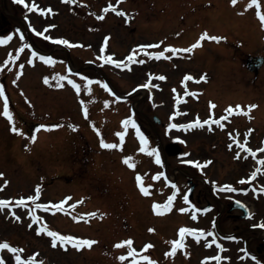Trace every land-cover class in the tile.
<instances>
[{"label":"rangeland","instance_id":"1","mask_svg":"<svg viewBox=\"0 0 264 264\" xmlns=\"http://www.w3.org/2000/svg\"><path fill=\"white\" fill-rule=\"evenodd\" d=\"M100 1L102 9H105L109 3H111L113 7L117 9V11H112L110 14H108V11H104L108 16L107 20H105L104 22V25L105 32H111L113 34L112 42L110 44L111 47L114 48L113 52L115 54L112 55L118 57V59L122 60V62L128 63L127 57L132 53L133 46L138 47L139 44H143L149 41L148 39L150 34H148V32L150 31V29L148 27L149 24L145 23V21L148 20L150 15L152 16V13H156L153 11L158 12L160 8L163 11L167 10L166 6L170 10V12H173L174 8L177 7H181V10H183V12L179 11V9H176L173 13H168L167 15L163 13L160 16L162 18V28H164V30L160 32L159 35L155 38H150V40H154L156 44L171 43L175 45L180 44L181 46H186L189 45V43H191L192 41H195V38L199 35L200 32L203 31H207L209 34H213L214 36L225 37L226 39H222L220 41L204 39L205 41L202 45L203 48L200 49L201 52L199 53V57L197 58L198 61H196L195 59L186 60L185 55V57L182 55V57L179 58L178 54H175L178 58L174 56L171 57V60L169 62H173V65H170V67L165 62H161L155 59H152L153 61H151V58L148 56L134 57L133 63L135 65L128 63L129 66L127 67V69L129 68V74L131 75L128 74L127 69H115L111 66L109 67L107 65H104V63L100 59V56H102V54L92 55L88 60L91 62L90 65H88V67H84L86 77H88L92 81L90 85L87 83V81L84 80L82 76H78L75 72L69 71V68L67 66V68L63 72H61V74L57 73L61 77L59 86H56L55 77L49 75L46 72H42V70L44 69L43 67L45 66L44 63H40L34 69H30V71L28 72L22 71L21 79H23L24 82L29 81L31 80V78H33L45 83V77H48L49 82L45 84L47 85L49 90L45 89L44 91L43 88H41V86L36 83L33 87H31V94H28L30 99L33 100V102H31L32 104H25V102L22 101V104H24L25 106L29 105L27 106V109L23 106L20 108H17L13 105L9 106V110L13 114L15 120V126L20 129V131L18 132L12 131V121H10L3 115L4 100L0 96V143L2 144V148L8 151V153L6 151H2V154L4 156L0 155V171L6 173L4 178L2 179L3 185L0 184V194L6 200L13 199L14 202H17L18 199L20 197H23L24 195L35 194L34 190L30 188L34 182V179L28 175L29 171H26L25 169V173H23L22 169H20V167L23 166L19 163L17 155H19L20 157H25L26 155H28L30 159H35V157H38L35 154L36 149H34V144L37 140L40 141L38 142V146L44 145V143L53 144V146L57 145V143H62L63 145L67 144V147L69 148H74V146H76V143L71 139V137L68 138L69 140H63L58 137H61V135L64 136V134L68 135L69 133H74L80 128V123L83 119L82 115L84 114V108L87 107V104L97 105V107H95V115L100 119L103 118L99 112V105L104 104L106 106L104 114L107 116L109 126H113V124L116 122L115 120H113V118H126L127 115H129L128 106L125 105L123 106V109L120 110L123 105L122 102L126 100L121 96L122 94H128L130 92L129 90L134 87L136 83L141 84L146 79L147 72H154L165 78L162 79V81L164 82H161V90L154 91L155 93L152 97L145 96L141 98L137 97L139 94L136 93L132 95V103L133 105H135L136 109L138 108L143 113L141 117H144L143 121L146 124L148 123V118L151 119L153 113H156V115H158L160 118L162 117V122L164 121L166 124L169 121L175 122L173 121V118H170V102L168 101L170 100L171 92L169 88L171 87V84L174 85L177 82V78H181L185 73L188 72L190 73H188L187 76L193 77V79L188 80L190 81L189 90L192 89V87H199L201 85H204L203 83H206V80L210 81L209 76L210 79H212L213 77H219L222 75L227 80V83L231 82L232 80H235L237 82L242 81V83L248 85V87H245L246 89L243 90H246L248 92L258 91L260 96L264 97V68L263 70H261V72L258 74L259 76L257 77L253 76L252 73H248L247 68H245L244 66V61L248 56H255L260 53L264 55V27H262L264 26V23H262L257 16V11L264 12V0H258L259 8H257L256 5H253L250 8L247 7L251 0H237V3L235 5H233L231 0H168L167 5L163 0ZM100 1L92 0L95 5L100 4ZM99 8L100 6L96 10H99ZM121 10L124 13H127V15L119 14V11ZM124 20L129 22L127 27L120 24ZM218 21H220L223 26ZM238 21L242 22L241 26L243 24L245 27H248V24H251V21H253L252 24L254 27L251 29V32L256 38V41H253L252 43L246 42L242 38L238 37V35L234 33V31H232L230 27L228 28L229 30L225 29V26H227L228 24H232ZM254 21L262 26H257ZM134 26L137 27V32L131 31L132 27ZM118 28H121L120 32L118 33L119 37L115 33ZM241 29L242 27H240L239 30ZM138 33H141V35ZM241 41L242 44H239ZM225 43H228L229 45L225 46ZM218 46L219 48L222 47L220 48L221 53H225V56H223L225 57L224 59H219L217 56H213L215 59V65L217 66V64H219V69L217 67L212 68L211 66L209 68L206 67L203 75H201V69L204 66V60L206 63L208 61L204 57V52H208L207 50L217 51ZM141 48L143 50L145 49L144 46ZM41 49L45 50L44 48ZM140 58H144L145 62L138 63V61H140ZM70 61L72 63L73 59L71 58L69 62ZM262 67H264V65ZM133 68L135 69V71L132 70ZM57 74L56 76H58ZM194 74L198 75L195 76ZM132 75L133 77H131ZM65 76L69 77L70 79L73 78L74 80H77L78 84H83L80 92H77L76 89H73L74 87L70 88L65 85L68 83L67 79L62 78ZM200 76H206L207 78L206 80H202L198 78ZM132 78L134 80H132ZM223 80L224 79L222 78V81ZM104 84H107L108 88H105ZM207 85L209 86V83ZM235 85L240 89L239 94H236L234 92H232V94L227 93L223 94L221 98L218 97L216 98L217 100H214L215 98L212 94L213 89L208 88V92L203 97H199V106L195 105L190 108L192 110L201 109L205 111L204 103L205 101H208L207 103L210 104L215 102L212 107H210L211 110L217 111L223 110L224 108L227 110L229 106L242 104L254 97V95H252V97L248 96L247 94L249 93H241L243 84H241V86H239V84ZM89 87L91 88V92L87 90ZM109 89H111V91H109ZM179 91L178 93H180L179 95H181L182 97L185 91ZM11 100L13 102V99ZM183 103L184 102H182L181 105H183ZM186 107L188 110L190 109L189 106ZM191 109L190 111H192ZM130 110L131 107L129 108V111ZM190 115H192V113L188 115L184 114L183 117L179 119V121L188 122L190 120ZM256 117L257 119L254 121V124L253 126H251V128L255 129V132L260 135L264 133V120L257 115ZM184 118L186 120H183ZM148 124L150 125V123ZM40 125H59V127L41 128ZM245 125L246 124H243L242 127L241 124L235 121L233 126H229V130L231 131L232 129L236 128L240 133L244 134V131L247 129ZM22 129H24V132ZM145 132H147L149 135H152L154 132H156V128H151L148 126V130ZM167 132V135H163L164 138H161L160 140L162 144L165 140H173L175 138V133L172 132L171 129L167 130ZM55 135H57L58 137L55 138ZM33 136L36 137L34 141L32 140ZM45 136L47 137L46 139H44ZM108 136V132L106 131L101 132V134L95 133L93 144L99 145L101 137L107 138ZM50 137L54 139L52 143ZM43 139L44 141H42ZM125 139L126 140L124 141V143H120V139L117 138V135H114L112 143L117 144L118 147L112 149L100 148V152L98 154L100 155L99 160L101 159V161L98 162V165H100V167L103 169L105 161H103V159H109L111 157L116 158L122 151L132 154L131 157L134 158L132 162L135 163V168L125 164L123 162V159L117 161L113 165L114 167H122L125 170V173H129L131 175H136L137 173L142 174L145 178V183H147L146 187L150 192V195H147L148 200L155 202V197L157 198L159 193H161L158 191L161 190L162 187L158 184L157 181L152 182L153 184H149L148 176L156 170L160 172L163 171L164 165L162 162L156 163V157L154 155H150L149 152H144L147 153L145 157L136 154L138 151L135 150V148L138 147L139 143L138 141L133 139L131 130L129 128H126ZM188 141H190V143L192 144H194V142H197L198 145H196L195 148H193V146L190 147V153L185 155L184 158H182V161L185 162V160L187 159L188 161L196 160V162L200 163L201 161H204L205 158L210 157L215 162L214 165L212 164L213 167L212 165L210 166V168L201 167L199 171L194 172L195 174L200 171L206 172L207 170H209L216 178L221 176L224 177V179L230 180L231 182H233L234 178H236L237 176H239V179L243 178L240 176L241 174L245 173H241L244 170V168L242 167L243 163L232 158V154L225 148V145H223L225 140L222 138V136L208 135L207 132L194 131V133L188 136ZM150 145L151 144L148 142L146 146ZM91 148H95V150L98 149L96 146H91ZM93 152L91 151V153ZM8 155L11 156L8 157ZM55 157L59 158L58 154H55ZM67 164L70 167L71 163ZM55 166L56 163L47 164V162L44 163L41 160L38 166L35 165L31 168L38 174V176L44 175V178H46L47 175H49L50 179H58L62 175H64V173L58 174ZM195 166L196 165L194 164V167ZM248 168L249 169L246 175L251 174L255 170L254 166H248ZM102 169L100 170L102 171ZM45 171L49 173L53 172V175H50L49 173L45 175ZM184 171L190 173L188 168L184 169ZM99 175V190L100 195H102V197L105 199L106 212H108L109 204H113L116 200V204H118V211H120L121 214H125L126 209L122 204V202H124L125 200L123 199V194H120V188L123 185L122 183L127 184L129 190L128 193L136 196L138 188L137 182H128L129 176L127 175L123 180L121 179V175L119 177H116L118 176L117 174L115 175L116 178H113L112 175L105 172ZM213 175L211 177H214ZM180 177H182L181 173ZM59 180L64 181V178H61ZM207 180L209 184L213 183L209 178ZM70 184L72 186L74 185L72 182ZM251 185L254 189L248 192L247 195H237V197L248 201L249 207L252 208L253 214L250 216V219L248 218L247 220H236L227 218V216H224L223 218L220 217L219 219H221L222 226H224L228 232H236L237 230H239L237 235H239L238 238L240 244L244 241H247L249 242L251 247L257 248L259 246V241L261 240L259 236H261L262 231H258L257 229L250 230L246 227L248 226V224H255L258 219L264 221V190L263 192H261L260 189L262 187L264 189V179L260 177L258 180L251 182ZM90 186L96 189L98 185L91 184ZM1 190H3L4 192ZM201 190L202 191H199L201 198H205V195L207 193L212 192L211 189H209L210 191L206 190L205 192L204 188L202 187ZM67 191V187L63 189L58 187V184L51 188L46 187V190L45 187H43L42 191L39 192L38 200L43 198L50 199L52 198V196L57 198ZM138 192L141 191L138 190ZM163 192L168 194L167 190H164ZM219 195L221 197L219 198V200H214L212 197L208 196L209 200L212 201L214 212L221 211V203H226V201L229 200L227 198H231L232 196L231 193H219ZM38 202L39 201H32V205H36ZM176 203L177 202L175 201V204ZM126 206L127 208L131 206L130 198H128V203ZM35 212L36 214L39 213L40 215H42L41 218H43V220L45 218L47 220H51L50 216L46 215L48 211L46 212L44 209L38 208ZM170 212H168L167 215L163 216L164 218L160 216H144L141 213L135 216L137 221L136 225L137 227H141L142 235L143 232L148 228L154 230L156 229L158 230V232H161V236L157 238V242H159L161 247H163V251L165 250L164 243L169 246V244H171L170 241L178 239L180 236L179 229L186 223L183 222L185 220L182 214H177V212H174V210H171ZM94 213H99V210L95 211ZM60 215L61 214L58 215L60 217V220L64 219V217H61ZM94 216L98 217L99 215ZM71 218L75 221L76 224L80 222L81 225L85 227L84 225H86V220L84 217L78 216L77 218L79 219L76 220L73 217ZM60 220H58L59 227H62V229H64L65 231L71 229L69 227H66L65 224L60 225ZM93 220H91L92 224ZM48 222H52L54 224L53 221ZM189 224H191V222H189ZM208 225H212V222H210L209 220ZM191 227L195 226L192 225ZM52 229L53 231H57L54 228ZM57 232L61 233V229ZM9 235L16 236L12 240V242H20L21 246L19 248L24 250L22 251V256L24 258L34 256L39 261H42L43 264H51V262H49V258L51 254H55V250L52 249L46 251L47 249H49L46 247L47 244H44V239L46 238L40 237L44 235V231L38 232L35 230V227H28V229H26V224H24L23 222H16L13 217L10 218L8 214L0 212V236L4 238ZM237 235H234L233 237ZM141 241L142 239L139 235L137 237V247L140 245ZM28 243V247L30 246L33 251H36L35 248H40L41 251L37 253L38 255L33 254L32 250L27 248ZM14 245L16 246V244ZM104 246V243H101L98 248L94 249H100L103 251ZM43 251H45L49 255V258L44 255ZM140 251L142 254H140L139 257L142 255H148L149 257H151V259L154 258V253H152V255L150 256L143 249ZM190 252V248L188 250H180L179 255L175 256L174 258H180V256L184 255L185 253H187L188 258H190L192 256ZM173 254L174 253H172V256ZM12 259V256L7 258V264H11ZM140 261L143 262V260ZM0 264H3L2 259H0ZM80 264H83V262H80ZM84 264H93V262H84ZM95 264L99 263L95 261Z\"/></svg>","mask_w":264,"mask_h":264},{"label":"snow or ice","instance_id":"2","mask_svg":"<svg viewBox=\"0 0 264 264\" xmlns=\"http://www.w3.org/2000/svg\"><path fill=\"white\" fill-rule=\"evenodd\" d=\"M18 3H21V4H26V0H17ZM70 2L72 3H75L76 0H70ZM81 2H83V0H81ZM231 2L233 3V5H235L237 3V0H231ZM253 5H256L257 8H259V3H258V0H251V2L247 5V7H252ZM36 10L38 12H45V9L43 8H40L35 2H33L31 4V7L29 10ZM108 10H112V11H117L116 8L113 7V5L111 3L108 4V6L104 9V11H108ZM48 12H51L52 9L51 8H48L47 9ZM119 14L121 15H127V13H124L122 10L119 11ZM257 16L258 18L260 19V21L262 23H264V12H261V11H257ZM100 19H103V16H100L98 17ZM20 30L17 29V32H19ZM33 31H35V29H33ZM21 35V38H23V33H20ZM38 35H43V33H38ZM12 37L11 36H7V37H0V44H4L6 43L7 41H9ZM49 39H52L51 37H48ZM205 38H208V39H211V40H214V41H220L222 39H226L225 37H220V36H210L209 33L207 31H205L200 39L195 43L193 44L191 47L189 48H186V49H183V51L185 52H190L192 51L193 48L197 47V46H201V41H203ZM107 40V38H106ZM58 42L60 44H64V45H68L70 42L66 39H59ZM30 47V46H29ZM138 47H143V46H138ZM168 50L171 51V52H177L178 50L174 47V46H171L169 45L168 46ZM20 52H23L24 49L23 48H20L19 49ZM101 52H104L105 51V48L102 47ZM10 57H11V54H9ZM33 56L35 55H38L37 52L33 51L32 53ZM150 55H153L157 58H160V57H163L165 55V52L164 51H159V52H154V53H150ZM136 56V50L134 49L133 52L127 57V60L128 61H132L134 59V57ZM40 59L41 60H44V61H47L48 63H53V58L51 56H45V55H40ZM100 59L101 60H104L106 62H110L112 64H115L119 67H127L128 65H126L124 62L122 61H118V60H115L112 58V56H107V55H102L100 56ZM140 63H143L144 61L143 60H140L138 61ZM20 68L21 70L23 69V65H20ZM69 71H71L69 69ZM20 73H18L19 75ZM59 76V74H57ZM63 79H67L68 82L76 89L77 92H80L81 90V85L78 84L76 82V80H73V79H70L69 77L65 76V77H62ZM165 77H161V79H164ZM207 77L206 76H201L200 79L202 80H205ZM185 79H193V77L191 76H186ZM84 80L87 81V83L90 85L92 83L91 79H89L88 77H84ZM15 82V81H14ZM49 82V78L48 77H45V83H48ZM59 86V85H58ZM147 86V85H145ZM104 87L105 88H108V85L107 84H104ZM89 92H91V88L89 87L87 89ZM109 91H111V89H109ZM0 96L3 97L4 99V106H3V115L5 117H7L10 121H12L13 123V126H12V131L13 132H18L20 131V129H18L16 126H15V120H14V117H13V114L10 112L9 110V105H8V97L7 95L5 94V89L2 85H0ZM107 103V102H105ZM237 108H240L241 112L243 111V108L239 105L236 106ZM252 107H256L255 105H250L249 108H252ZM229 112L232 111V107L230 106L229 109L227 110ZM87 112H88V109L87 107L84 108V113L85 115H87ZM226 119V117H221L220 120H216L215 122L216 123H220L221 120H224ZM132 124L134 127H136L137 129V135L140 137V141H141V145L142 147L139 149V151L141 152H149L150 155H154L156 157V163H161V160H160V156H159V150L158 148H153L151 150H149L148 148L144 147V145H147L148 143V140L147 138L143 135V133L140 132L139 130V127L136 125V122L135 120H130V119H125L123 121V124H124V127L125 129L129 126V124ZM212 123V120L211 118L208 119V120H204V121H201L199 118H197L194 122L192 123H189L187 125H176V124H170L169 127L172 128V127H178V128H184L185 130H187V128H190V127H193V126H196V125H199V126H203L205 124H211ZM41 128H48V127H59V125H40ZM97 132H99V129H96ZM118 136L121 137V140H123L124 136H125V132L124 131H121L119 133H117ZM230 135H232L230 133ZM36 139L35 136L32 137V140L34 141ZM101 146L104 147V148H116L118 147L117 144H114V143H107L105 142V140L103 139V137H101ZM237 145L240 146L241 148H246L247 151L249 153H252L254 154V150L251 149V148H248L247 147V143H241L239 140L236 141ZM258 151H264V149H259ZM237 157H239V153H237ZM133 157L131 156H124L123 157V162L127 165H129L130 167H133L135 168L136 165L135 163H133ZM187 163L189 164H195L197 167H201V165L196 162V161H192V160H189L187 161ZM259 164L264 166V159H261L259 160ZM257 171H254L252 173V178H255V176L257 175ZM4 174L3 173H0V176H3ZM164 174L163 173H157L153 179H156V180H159L161 178V176H163ZM136 181H137V184L140 188V191L145 194V195H150V192L148 191V188L145 187L144 183H143V175L140 174V173H137L136 175ZM7 183V182H5ZM169 183H171V181H169ZM173 187L175 188V185H173ZM226 187H230V186H226ZM233 191H236V189H232ZM176 191H178V189H176ZM39 192H40V186H37V189H36V194L34 195H30V196H27V197H20L18 199V203L19 205H22V206H27L26 205V200L27 201H37L39 199ZM176 195V192L174 191L169 197H168V200L166 203H164L163 205H161L160 203H156L154 202L153 204V207L154 209L157 210V212L160 211L161 207H163L165 210H168L171 205L173 204V200H174V197ZM68 200H70L71 198L68 197L66 198ZM185 201H188V197L185 196L184 197ZM65 201H60L59 204L57 205V207H59L60 205L64 204ZM77 203H80V201H77ZM190 203V202H189ZM10 204V201L9 200H6V199H0V208H3L7 205ZM73 207H75V205H72ZM243 206V205H242ZM36 208H43L45 207L44 204H41V203H37L35 205ZM193 208H195V206L193 205ZM181 212H184L186 211V209L184 208H181L180 209ZM196 211H202L201 209H196ZM203 211H206V210H203ZM12 215L16 217L17 220L21 219L15 212H12ZM29 215L33 217V220L34 222H37V221H40V216L39 215H36L34 212H29ZM87 215H99V213H89ZM249 216L252 215L251 212L248 213ZM194 219H196V217L194 216L193 217ZM79 219V218H77ZM261 227H264V222L261 223L260 225ZM29 227H32V225L30 224ZM38 232H43V231H47V234L50 236V237H53V244L55 245L56 243V240L55 238H59L60 241H63V242H73L74 243V246L77 247L78 249L79 248H82L84 247L85 245L87 246H91L92 244L96 243L95 241L91 240V239H81V238H76L74 236H67V235H62L60 234L59 232L57 231H52V230H48L46 229L45 227H40L37 229ZM154 231V229H153ZM179 233H180V236H181V239H174L172 241H170L171 245L173 246L172 247V253H175L176 251V248L179 247V246H182V240H183V237L186 233H192V234H197V239L200 238V236L204 235V230L203 229H200V230H196V229H193V228H189V227H181L179 229ZM231 239H235V237H231ZM133 244V241L131 238L127 239V240H124V241H121V242H118L115 246L116 247H122L124 245H128L129 246V251L127 253V256L125 255H121L119 257V259H121L122 261L124 260H127V257L128 256H132V257H136L137 256V250L133 247H131V245ZM148 247H151V245H145V248H148ZM220 248H223L222 245H219ZM3 249H9L11 251V253H17V252H22L24 251L23 249H20V248H17L13 245H11L9 242L7 241H4V242H0V250H3ZM38 255V254H37ZM254 260L256 259L254 256L252 257ZM15 261H16V264H43L42 261H39L37 260L34 256H29L27 259H25L24 257L20 256V255H16L14 257ZM208 259V258H206ZM218 259V258H217ZM140 260H143V261H147V264H157V261L151 259V257H149L148 255H142L139 257V259H133L130 264H140Z\"/></svg>","mask_w":264,"mask_h":264},{"label":"flooded vegetation","instance_id":"3","mask_svg":"<svg viewBox=\"0 0 264 264\" xmlns=\"http://www.w3.org/2000/svg\"><path fill=\"white\" fill-rule=\"evenodd\" d=\"M33 2H35L40 8L45 9V12H38L34 9L29 10ZM56 5V0H29L27 4L18 3L17 0H0V33L8 35L9 32H15L18 36L20 33H23V36H25L30 25H33L30 18H28L26 22L25 15L33 12L40 13L39 23L42 28H46L43 31L48 32L52 28V25L49 26L52 19L51 12L55 9ZM48 8H51L52 11L48 12ZM17 29L20 31L17 32ZM62 30L68 33L70 28Z\"/></svg>","mask_w":264,"mask_h":264}]
</instances>
